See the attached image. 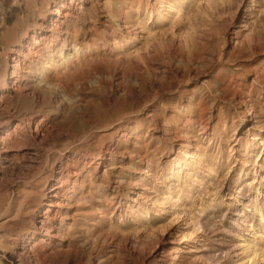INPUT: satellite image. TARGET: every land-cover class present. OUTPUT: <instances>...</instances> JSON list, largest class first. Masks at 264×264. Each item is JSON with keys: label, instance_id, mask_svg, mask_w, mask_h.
I'll return each mask as SVG.
<instances>
[{"label": "rangeland", "instance_id": "1", "mask_svg": "<svg viewBox=\"0 0 264 264\" xmlns=\"http://www.w3.org/2000/svg\"><path fill=\"white\" fill-rule=\"evenodd\" d=\"M160 1L87 2L70 42L74 37L84 40L104 23L112 24L116 33L120 22L125 39L91 54L90 67L80 69V79L59 73L65 89L42 86L41 69L36 72L35 64H27L24 84L30 93L24 88L11 92L7 98L14 107L0 108V124L9 121V129L31 113L37 120L46 113L48 138L57 146L48 158L68 147L67 158L85 165V191L90 180L115 190L117 181H123L118 189L122 202L110 200L111 219L103 223L109 235L97 243L99 254L81 245L71 251L68 239L43 264H105L100 262L103 256L107 264H171L178 261L175 250L181 258L178 264H264V0H175L179 11L167 7L166 17L159 16ZM18 33L6 32L5 43ZM129 36L137 39L128 43ZM53 54L57 60L62 55L58 49ZM192 54L210 61L205 70L183 67L182 61ZM158 64L166 67L165 79L147 78V65ZM10 66L0 54L1 79L7 67L11 73ZM221 80L230 86L224 99L207 91L200 103L204 111L189 113L193 88ZM244 118L247 125L242 127ZM187 141L189 152L198 151L201 160L179 179L166 176V169L180 161L175 152ZM101 149L115 159L106 171L91 163ZM134 151L152 156L151 176L140 174L146 160L133 157ZM23 163L13 165L16 179L34 168H27L28 160V166ZM5 165L12 167L10 161ZM7 179L11 187L14 179ZM69 215L67 222H72L73 212ZM7 225L1 218L0 236ZM30 227L27 222L12 229L21 233ZM65 233L62 227L60 234ZM248 239L255 254L242 246ZM8 246L11 252L18 250L13 241Z\"/></svg>", "mask_w": 264, "mask_h": 264}, {"label": "bare ground", "instance_id": "2", "mask_svg": "<svg viewBox=\"0 0 264 264\" xmlns=\"http://www.w3.org/2000/svg\"><path fill=\"white\" fill-rule=\"evenodd\" d=\"M89 1L0 0V54L5 55L12 62L11 73L7 67L3 78H0V108L10 111L14 107L12 106L13 102H8L7 98L11 92H21L24 88L25 94L30 93V89L24 84L28 80V71L25 69L27 64V68H31L32 65L29 64H35L36 72L41 69L38 73L40 75L38 83L42 86L65 89L64 84L60 83V74H64L69 80L80 79L84 75L83 71L80 73V69L85 71L90 67L88 57H91V54H98L100 50L106 48L110 49L111 45L116 47L118 39H125L127 35L123 32V26L119 21L116 33H113L115 30L112 24L104 23L100 31L94 30L90 32L88 37L85 34V39L82 41L76 37L71 42L68 40L71 32L75 30L76 24L81 21L79 19L81 13L83 12L84 15V5ZM173 1L175 0L160 1L162 8L159 9V16L164 15L167 7L176 9L178 5L177 3L172 4ZM109 4V1L106 2V6ZM176 10L179 11V9ZM19 16L20 18L16 19V24L14 23L15 25L13 24V28L10 29L9 23L13 18ZM12 29H17L19 33L12 40L9 39L8 43H5L4 39L8 38L6 32ZM136 39L137 36L134 38L129 36L127 42H134ZM25 49H27L28 54ZM45 49H48L47 55ZM55 49L62 53L58 60L53 58ZM28 55L31 56L28 57ZM191 56L192 58L188 57L182 61L183 67L187 70L191 68L205 70L207 68L210 61L205 60L202 56L194 54ZM165 68L161 64L156 67L147 65L145 76L164 80ZM207 91L224 99L230 91V86L225 87L222 80L216 83L206 81L202 85H197L192 90L193 96L188 101L190 104L186 106L190 110L189 113L198 116L204 111L200 103L203 98L207 97ZM70 97L68 96L67 99L72 100ZM40 98L41 95L37 94L36 99ZM252 107L253 103L251 104ZM38 120L37 114L31 113L14 122V127L10 129L9 121L5 123L6 126L0 124V187H3L2 191L0 189V219H6L10 226L7 225L9 228H6L8 230H5V235L0 236V251L2 252L0 264H3L1 263L3 259H6L4 264H43L46 259L54 256L56 248H63L65 240L68 239L69 244L66 248L71 251H77L76 249L81 245L86 247L89 252L99 254L97 253V243L102 240L107 241V235H109L108 230L103 229L105 226L103 223H108L111 219L108 215L109 205L113 204L111 203L112 200L118 198L122 202L118 189L123 181H117L116 190L109 186L95 185L92 180L89 182L91 184V186L88 185L90 186L89 189L87 191L83 189L84 181L82 179L85 174V165L79 164L71 157L67 158L68 153L66 154L65 151L68 150V147L59 149L56 152L59 156L54 153V156H51L53 159L50 160L48 153L57 146H54L48 138L49 118L46 113H43L41 119ZM246 123L247 118H244L241 126H246ZM33 125H35V129H33ZM262 143L264 144V140ZM189 144L187 141L180 150L175 152L180 161L174 162L171 169H166V176L179 179L184 171H191L194 164L201 160L198 151L189 152ZM110 152L107 149H101L99 153L94 155V160L91 163H97V168L99 164L103 165L106 171L111 168L109 164L115 161V159L107 157V155H112ZM131 155L142 162L144 159L146 160L147 167L143 168L140 174L151 176L150 160L152 156H145L136 151ZM27 160L30 166L25 163ZM9 161L12 165V167L8 166L10 169L5 165ZM20 162H24L28 166L27 168L32 166L34 168L32 167L33 169L30 171L27 170L28 172L24 173V176L21 173L22 177L16 179L15 174L18 170L16 171L13 165ZM47 168L51 169V174L46 172ZM8 175L12 179L15 177V183L11 187H9L10 184L7 186ZM147 184H144L145 190ZM71 211L73 212L72 222H67ZM27 222L31 223L29 230L14 233L12 229L14 226L19 225V223L27 224ZM62 227L66 230L65 235L60 234ZM11 241L17 245L18 250L16 252L9 251L10 246L8 245ZM242 246L255 254L254 244L250 239ZM246 255L248 254L246 253ZM107 258V256H103L100 262L107 264ZM174 258L178 261L175 260L176 263L171 264H178L181 258H179L176 250L174 251ZM152 263L156 264L155 261Z\"/></svg>", "mask_w": 264, "mask_h": 264}]
</instances>
